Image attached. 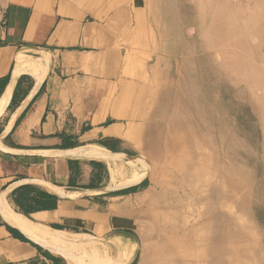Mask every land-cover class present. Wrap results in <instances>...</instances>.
I'll use <instances>...</instances> for the list:
<instances>
[{
    "label": "crops",
    "instance_id": "crops-1",
    "mask_svg": "<svg viewBox=\"0 0 264 264\" xmlns=\"http://www.w3.org/2000/svg\"><path fill=\"white\" fill-rule=\"evenodd\" d=\"M149 43L134 0H0V264H83L85 237L133 263L163 155Z\"/></svg>",
    "mask_w": 264,
    "mask_h": 264
},
{
    "label": "rangeland",
    "instance_id": "rangeland-1",
    "mask_svg": "<svg viewBox=\"0 0 264 264\" xmlns=\"http://www.w3.org/2000/svg\"><path fill=\"white\" fill-rule=\"evenodd\" d=\"M134 1L149 31L147 63L150 69H156L154 88H162L170 100L164 110L163 155L150 164L153 184H147L133 201L137 208L136 212L133 209L134 264H154L148 247L154 243L162 206L174 193L191 208L176 211L177 219L185 222L177 244L189 250L179 260L184 264L206 263L201 253L207 245V233L201 226L207 220L208 202L215 199L213 185L218 182L219 211L229 232L226 241L237 240L245 264H264V83L254 73L245 79L232 74L209 42L206 33L214 0ZM223 2L230 17H238L240 24H245L255 7L248 0ZM244 38L242 58L255 56L256 63L263 67L264 35L252 30L244 33ZM189 137L210 150L208 157H212L215 173L206 182L196 171L201 156L192 161L190 169L169 166ZM115 245L121 246L118 254L126 248L123 241L117 240ZM228 251L230 255L235 253ZM109 257L103 261H109Z\"/></svg>",
    "mask_w": 264,
    "mask_h": 264
},
{
    "label": "bare ground",
    "instance_id": "bare-ground-1",
    "mask_svg": "<svg viewBox=\"0 0 264 264\" xmlns=\"http://www.w3.org/2000/svg\"><path fill=\"white\" fill-rule=\"evenodd\" d=\"M248 1L255 6L253 8L254 10L246 18L245 24H240L238 17H230L231 15L229 13V9L226 5H224L223 0H214L210 6L212 21L206 36L210 40L209 42L212 44L215 51L217 50V53L222 56L223 63L232 74L235 73V75L240 76L241 79H245L248 77V74L254 73L259 76L264 83V66L259 67V65L256 63L255 56L242 58V50L246 44L244 33H250L253 30L255 32L257 31L258 34L264 35V0ZM169 103V94H163V97L161 98V106L163 107V111ZM173 131L174 129L172 128V132ZM197 132H199V130ZM208 136L210 137L209 134ZM183 142L184 145L182 146H179L177 142L176 147L179 146L180 148H176L178 151L175 155L176 158L174 162H169V166L173 165L177 169L183 167L186 169L188 167L190 169V167L192 168V161H196V157L201 156L198 162L199 168L196 171L199 170L200 175L199 173L198 175L200 176V180H205L206 182L207 178H209L211 174L213 175L215 173L214 163L210 161L212 157L210 159L208 157V155H210L209 148H203L190 137L188 140L185 139ZM223 180L224 178L220 177V182L222 184H224ZM220 186L221 184L219 182L213 185L215 199L214 201L210 202V204L208 202V211H206L208 213H203H206L207 219L206 222L201 226L207 233V236H205L207 245L201 253H204V256L207 259V261L205 260L206 263L204 264H245L242 258L245 254L242 255V253H238L240 248L237 240L230 239L226 241V239H228L226 234L229 235V232L227 231L223 214L221 211H219L220 199L217 192ZM202 195L203 194H199L200 197ZM189 207L190 206L186 204V202L180 200L178 195L175 193L171 195L170 202H166L162 206V212L158 218L159 222L155 223L156 236L154 243L152 246L150 245V247H148L149 253L155 258L154 264H184V262L182 263V261L179 260V257L182 254L188 255L189 250L182 249L177 244V242L178 240H181L178 238V232L181 228L185 227V222L179 221L177 219L178 216L176 211L191 210ZM213 210H216L217 212L214 214ZM192 232L195 233V228H192ZM68 242L72 243L70 239H68ZM77 246L84 252L82 257L83 264H104L105 261L103 260L107 256H110L108 261L109 264H127L130 259L127 255L121 256V253H117L116 250H119V247L121 246L110 245L108 247L105 245L102 248V246L98 247L97 245V247H91V243L86 237L79 239ZM228 250H232L235 253L230 255ZM197 258H199V256ZM70 264L76 263L71 262ZM193 264H198V262H194ZM259 264L262 263L259 262Z\"/></svg>",
    "mask_w": 264,
    "mask_h": 264
},
{
    "label": "trees",
    "instance_id": "trees-1",
    "mask_svg": "<svg viewBox=\"0 0 264 264\" xmlns=\"http://www.w3.org/2000/svg\"><path fill=\"white\" fill-rule=\"evenodd\" d=\"M136 260V259H135ZM135 260L133 261V263L132 264H134L135 263Z\"/></svg>",
    "mask_w": 264,
    "mask_h": 264
}]
</instances>
